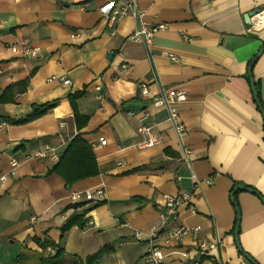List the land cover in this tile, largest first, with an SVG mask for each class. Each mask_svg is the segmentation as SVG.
Wrapping results in <instances>:
<instances>
[{
  "label": "crops",
  "instance_id": "crops-1",
  "mask_svg": "<svg viewBox=\"0 0 264 264\" xmlns=\"http://www.w3.org/2000/svg\"><path fill=\"white\" fill-rule=\"evenodd\" d=\"M123 1L0 0V96L11 87L0 103V264H41V257L58 249L64 252L61 264H85L102 246L110 250L93 264H145L148 243L137 241L134 231L158 227L156 206L182 193L192 194L193 212L179 204L160 230L200 229L178 241H160L168 254L163 264H251L235 247L237 214L230 196L237 184L260 195L239 189L234 200L239 247L264 264V118L248 78L264 28L250 31L246 17L264 0H136L147 23L166 24L150 49L129 38L135 26L130 15L109 33L105 16ZM23 45L37 48L38 55L25 57ZM251 74L264 111V49ZM140 83L147 84L146 95ZM170 88L186 94L178 108L182 138L166 110L153 105ZM76 91L84 92L76 101L78 113L88 117L81 129L67 100ZM55 100L27 123L3 119L22 118ZM145 124L161 135L154 146L137 145ZM77 133L96 143L95 176L67 185L49 172L55 164L49 158L22 157L43 144L60 156ZM183 147L191 151L193 180L181 159ZM11 159L18 161L15 168ZM97 189L100 196L84 197L85 190ZM72 192L82 193L84 208L99 205L83 217L91 218V226L62 234L61 226L78 210L67 208ZM197 240L217 245L198 258Z\"/></svg>",
  "mask_w": 264,
  "mask_h": 264
},
{
  "label": "built area",
  "instance_id": "built-area-1",
  "mask_svg": "<svg viewBox=\"0 0 264 264\" xmlns=\"http://www.w3.org/2000/svg\"><path fill=\"white\" fill-rule=\"evenodd\" d=\"M130 15L135 20V26L130 34L129 38L135 40L137 42L143 43L147 49H150L152 45V39L154 35L166 28L165 23H157V24H149L144 20V13L140 11L137 6L136 0H124L121 5H118L111 9L105 16L106 24L109 28V33L113 34L114 25L117 20L122 18L123 16ZM249 30L256 32L260 29L264 28V6L259 7V11L253 14L248 21ZM24 46L23 55L27 58H34L38 55L37 48ZM15 46H12L14 49ZM167 56L172 61H176V57L168 53ZM122 68H125V65H122ZM63 84H69V80L64 77H60ZM141 93L146 95L148 93V86L146 83H140ZM186 99V94L182 90L176 89H166L162 90L158 95H156L153 99V105L156 107H162L166 110L167 119L174 126V130L177 133L179 138L185 132V127L182 123H180L178 119L179 113V105L184 102ZM138 132L143 136L137 143L139 147H151L161 141V135L153 131L151 126L142 125L138 128ZM98 143L100 145H104L106 140L103 137L98 138ZM91 147H95L96 143L91 142ZM181 159L186 163L187 167L190 170V178L194 179V174L190 167V154L191 151L189 148L183 147L181 150ZM24 160H28L31 158L36 159H48L57 162L59 160V154L56 151V148L49 145L43 144L40 148L35 149L31 152L25 153L23 156ZM18 164L16 159H11L10 165L12 168H15ZM102 194L101 189L97 190H85L84 197L88 200L92 199L94 196H100ZM191 193H182L180 195L168 196L165 199V202L160 205H157L156 208L159 212L160 225L158 227L152 226L148 229L147 232H142L140 230H135L133 235L134 238L139 240H146L148 243V248L145 250L146 252L143 254L142 259L145 264H163L168 254H165L162 251V248L158 244L161 242H170L172 240H180L183 236L188 233H195L200 228L198 226L195 227H187V226H178L176 228L169 229L163 233L160 229L166 225V221H168L171 217L175 215L176 208L179 204H188V210L193 212V208L190 206ZM81 192H72L70 195V204H74L77 202H81L82 199ZM91 218H85L82 225L84 227H89L92 225ZM217 242L206 243L201 240H197L195 244V256L202 257L211 254V252L215 249ZM181 258L187 259L190 258V254L186 251H177ZM190 264H199L198 259H194Z\"/></svg>",
  "mask_w": 264,
  "mask_h": 264
},
{
  "label": "trees",
  "instance_id": "trees-1",
  "mask_svg": "<svg viewBox=\"0 0 264 264\" xmlns=\"http://www.w3.org/2000/svg\"><path fill=\"white\" fill-rule=\"evenodd\" d=\"M264 45V43H263ZM11 87H6L3 94L0 96V103L6 101L7 99L4 96V93L10 92ZM257 92V91H256ZM84 94L83 91H76L67 95V100L71 106L74 121L77 129H81L83 125H85L88 117L78 113L76 101L77 98H80ZM258 99L259 92H257ZM58 100H55L51 103H46L38 107L35 112L24 116L18 119H8L3 118L9 124H24L33 119H36L43 115L45 112L51 108H53L57 104ZM51 173H56L61 176L67 185H71L81 179H85L87 177L95 176L98 174L97 162L92 151L90 144L85 141L81 134L77 133L72 137L63 153L60 155L59 160L54 164V166L50 169ZM256 192V191H255ZM257 195H259L256 192ZM260 196V195H259ZM85 202H77L74 204H69L67 208H75L78 209L83 207ZM99 203L92 204L87 208H81V210H77L73 214H71L65 223L61 226V233L64 234L67 230H69L73 226L82 227L84 222V215L93 207H96ZM110 250L109 246H102L96 252L89 255L85 259V264H93L95 261L104 253ZM64 252L62 249H58L56 253L50 257H41V264H61ZM82 264V263H81Z\"/></svg>",
  "mask_w": 264,
  "mask_h": 264
},
{
  "label": "water",
  "instance_id": "water-1",
  "mask_svg": "<svg viewBox=\"0 0 264 264\" xmlns=\"http://www.w3.org/2000/svg\"><path fill=\"white\" fill-rule=\"evenodd\" d=\"M259 11V8H255L254 10L250 11L247 13V19L249 20V18L257 13ZM264 49V45L260 48V50L257 52V54L254 56V58L251 60V62L249 63V67H248V75H249V82H250V87H251V92H252V95H253V98H254V101L256 103V106L258 107V109L260 110L263 118H264V111L261 107V104L258 100V96H257V92H256V88H255V83H254V80H253V77H252V74H251V69L255 63V61L257 60V58L259 57V55L261 54V52L263 51ZM34 109H37V108H34ZM239 189H243V190H247L251 193H255L256 192L250 188H247L245 186H242L240 184H237L234 186V190H232V193H231V202H232V205L235 206V211H236V214H237V221H236V224H235V228H234V241H235V247L237 248L238 252L244 256L248 261H250L251 264H257L254 259L252 257H250L248 254H246L245 252L242 251L241 247H239V240H238V222H239V207L236 205V202L234 200V193L236 192V190H239ZM261 200L263 201V204H264V200L261 198Z\"/></svg>",
  "mask_w": 264,
  "mask_h": 264
}]
</instances>
